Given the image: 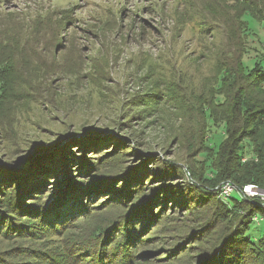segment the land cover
Masks as SVG:
<instances>
[{"label": "rangeland", "instance_id": "374dc122", "mask_svg": "<svg viewBox=\"0 0 264 264\" xmlns=\"http://www.w3.org/2000/svg\"><path fill=\"white\" fill-rule=\"evenodd\" d=\"M236 12L234 0H0V78L8 88L0 105V165H11L39 141L50 146L66 135L74 136L65 141L92 137L101 144L89 154L100 171L117 164L126 171L135 162H126L124 154H151L145 161L151 172L142 173L143 179L152 175L149 186L163 183L152 172L161 168L166 182L182 181L186 195L200 199L203 192L196 196L190 189L208 191L194 181L207 166L205 152L191 145L219 84L216 46L224 43L222 33L231 29ZM246 19L251 43L260 45L264 22L251 14ZM244 63L250 67L254 58L248 55ZM212 131L211 145L221 130ZM138 168L115 181L131 183ZM204 176L215 177L210 170ZM233 197L240 199L236 192ZM90 205L59 234L48 232L43 240L24 235L21 242L68 264L72 246L101 237L99 228L122 210L108 195H97ZM186 207L169 204L159 211L144 232L149 239L132 248L134 258L125 264H192L180 242L189 245L183 236L198 224L196 215L206 214L200 202ZM250 231L262 236L264 221ZM11 243L0 235V247ZM199 253L197 248L193 254Z\"/></svg>", "mask_w": 264, "mask_h": 264}, {"label": "trees", "instance_id": "16d2710c", "mask_svg": "<svg viewBox=\"0 0 264 264\" xmlns=\"http://www.w3.org/2000/svg\"><path fill=\"white\" fill-rule=\"evenodd\" d=\"M234 7L237 12L233 26L223 31L224 43L216 46L219 84L212 90L214 97L206 103L198 128L199 140L191 145L193 150L205 152L202 158L207 165L198 179L192 180L208 191L191 188L190 193L200 196L199 192H203V195L200 199L188 197L185 183L166 182L169 175L165 176L161 168L152 172L163 183L149 186L152 175L143 179L142 173L151 172L145 161L152 155L142 152L124 154L126 162H135L128 164L126 171H119L118 164L113 171H100L101 166L89 155L101 146L98 140L80 137L60 142L59 139L60 143L49 153H37L20 161L10 159L11 165L8 162L0 165V235L12 242L0 247L3 248L0 264H59L52 251L36 245L25 246L21 237L43 240L48 232L59 234L71 221L90 212V204L97 195L111 196L122 207L121 213L99 228L96 235L102 232L101 237L72 246L68 264H125L134 258L132 248L149 239L143 237L144 232L161 217L159 211L169 204L187 206L190 211L198 202L206 216L196 215L198 224L183 236L189 245H182L185 240L180 242L182 256L188 252L192 264H264V234L256 237L250 231L253 223H260L254 220L255 216L264 221V207L257 200L237 199L233 195L223 199L218 193L223 181H230L237 188L249 183L264 187V42L251 43L253 31L246 19L251 14L264 22V0H234ZM248 55L254 58L250 67L244 63ZM7 89L0 78V105L8 96ZM214 128L221 132L211 145L210 133ZM109 142L102 145L108 146ZM142 164L146 170L140 167ZM135 168L138 169L130 176L131 183L129 180L121 183L126 187L122 194H117L121 184L115 179ZM207 170L215 177H205ZM148 189L155 190L150 193L152 196L140 198ZM197 248L200 253L194 255Z\"/></svg>", "mask_w": 264, "mask_h": 264}, {"label": "built area", "instance_id": "2783aa9c", "mask_svg": "<svg viewBox=\"0 0 264 264\" xmlns=\"http://www.w3.org/2000/svg\"><path fill=\"white\" fill-rule=\"evenodd\" d=\"M221 187L220 196L223 197V199L231 197L233 193L236 192L238 195H240L241 199L244 198L257 200L264 207V187L258 184L249 183L242 188H237L230 181H226ZM254 220L261 222L262 218L255 216Z\"/></svg>", "mask_w": 264, "mask_h": 264}, {"label": "water", "instance_id": "95a60500", "mask_svg": "<svg viewBox=\"0 0 264 264\" xmlns=\"http://www.w3.org/2000/svg\"><path fill=\"white\" fill-rule=\"evenodd\" d=\"M73 136L72 135H70V136L66 135L59 141L60 142L65 141L66 139L73 138ZM59 141H56L55 143L50 144V146H48L49 141H43V142L39 141V142L35 143L33 145L34 147L31 148L25 155L20 156L19 159L18 158L17 159H18V161H20V160H23V158H25L27 156H28V158H31L32 156L36 155L37 153H45L48 150L52 149L53 147L57 146L60 143Z\"/></svg>", "mask_w": 264, "mask_h": 264}]
</instances>
